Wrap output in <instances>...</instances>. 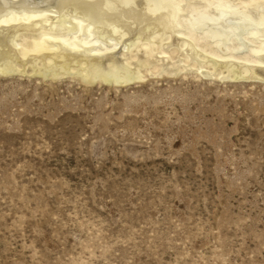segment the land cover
Wrapping results in <instances>:
<instances>
[{
  "label": "rangeland",
  "instance_id": "374dc122",
  "mask_svg": "<svg viewBox=\"0 0 264 264\" xmlns=\"http://www.w3.org/2000/svg\"><path fill=\"white\" fill-rule=\"evenodd\" d=\"M264 264V83L0 78V254Z\"/></svg>",
  "mask_w": 264,
  "mask_h": 264
},
{
  "label": "bare ground",
  "instance_id": "6f19581e",
  "mask_svg": "<svg viewBox=\"0 0 264 264\" xmlns=\"http://www.w3.org/2000/svg\"><path fill=\"white\" fill-rule=\"evenodd\" d=\"M112 2L94 17L51 7L52 0H0V78L116 88L187 74L264 83L261 0H145L151 6L144 8L139 0L131 7Z\"/></svg>",
  "mask_w": 264,
  "mask_h": 264
},
{
  "label": "snow or ice",
  "instance_id": "6c2138e0",
  "mask_svg": "<svg viewBox=\"0 0 264 264\" xmlns=\"http://www.w3.org/2000/svg\"><path fill=\"white\" fill-rule=\"evenodd\" d=\"M158 4L171 5L172 0H156ZM223 0H221V3ZM264 3V0H261ZM25 3L31 5V0H25ZM18 6V5H17ZM51 7H64V8H76L86 15L99 17L106 9L113 7L112 0H52ZM117 6L131 7L134 6V0H121ZM151 6L150 3L146 4L145 0H139V7L144 8ZM79 22V21H77ZM6 74L4 69H0V75ZM264 75V73H262Z\"/></svg>",
  "mask_w": 264,
  "mask_h": 264
},
{
  "label": "clouds",
  "instance_id": "9594fccd",
  "mask_svg": "<svg viewBox=\"0 0 264 264\" xmlns=\"http://www.w3.org/2000/svg\"><path fill=\"white\" fill-rule=\"evenodd\" d=\"M14 255H16V253H13L11 251H9L6 256L0 254V264H22V262L19 261V258H17L16 261H13L12 257ZM64 264H72V262L68 261V260H65ZM76 264H80V261L77 260ZM181 264H192V261L191 260L182 261ZM205 264H219V261L214 262L211 259H207ZM229 264H231L230 261H229Z\"/></svg>",
  "mask_w": 264,
  "mask_h": 264
}]
</instances>
